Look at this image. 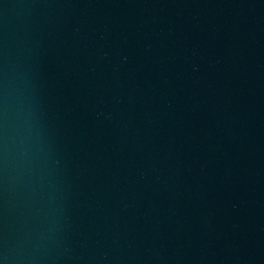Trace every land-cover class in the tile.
I'll list each match as a JSON object with an SVG mask.
<instances>
[{
  "label": "water",
  "instance_id": "obj_1",
  "mask_svg": "<svg viewBox=\"0 0 264 264\" xmlns=\"http://www.w3.org/2000/svg\"><path fill=\"white\" fill-rule=\"evenodd\" d=\"M0 264H264V0H0Z\"/></svg>",
  "mask_w": 264,
  "mask_h": 264
}]
</instances>
